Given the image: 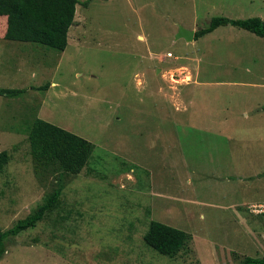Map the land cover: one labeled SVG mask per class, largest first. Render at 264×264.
Instances as JSON below:
<instances>
[{
	"label": "rangeland",
	"instance_id": "rangeland-1",
	"mask_svg": "<svg viewBox=\"0 0 264 264\" xmlns=\"http://www.w3.org/2000/svg\"><path fill=\"white\" fill-rule=\"evenodd\" d=\"M78 1L63 52L5 40L0 17V89L25 90L0 96V152L9 154L0 230L33 213L57 182L30 154L36 118L94 147L79 174L62 178L59 204L10 238L0 264L263 256L264 216L247 207L264 203V38L231 26L192 42L176 35L213 17L264 22V0ZM152 220L188 235L173 255L145 245Z\"/></svg>",
	"mask_w": 264,
	"mask_h": 264
},
{
	"label": "trees",
	"instance_id": "trees-1",
	"mask_svg": "<svg viewBox=\"0 0 264 264\" xmlns=\"http://www.w3.org/2000/svg\"><path fill=\"white\" fill-rule=\"evenodd\" d=\"M78 4V0H0V17L5 16L7 19L4 39L63 52L67 47L68 31L74 23ZM226 26L264 38V22L260 18L213 17L205 28L194 32L193 40L196 41L217 28ZM47 87L48 85L35 89L43 91ZM24 93L25 90L22 89H0V96L6 98H17ZM28 141L30 154L36 166L57 174V182L33 213L17 221L12 228L6 231L0 230V258L10 238L34 228L59 204L64 187L62 178L79 174L94 148L87 140L38 118L32 122L28 130ZM8 160V152H0V173ZM187 237L188 235L182 230L152 220L143 235V241L158 254L170 256L179 250ZM242 264H264V256L245 257Z\"/></svg>",
	"mask_w": 264,
	"mask_h": 264
},
{
	"label": "crops",
	"instance_id": "crops-1",
	"mask_svg": "<svg viewBox=\"0 0 264 264\" xmlns=\"http://www.w3.org/2000/svg\"><path fill=\"white\" fill-rule=\"evenodd\" d=\"M226 18H227V17H226ZM229 19H230V18H229ZM217 29H218V28H217ZM217 29H216V30H217ZM216 30H215V31H216ZM213 32H214V31H213ZM189 82H190V80H189L188 82H185V83H189ZM251 205H254V204H253V203H250L249 206H251ZM249 206H248V207H249ZM248 207H247V208H248ZM250 229H251V228H250ZM251 230H252V229H251ZM254 234H255V233H252L251 235H248V234H247V235L250 236V237H247V240H245V243H250L251 245L254 244V241L256 240ZM259 234L261 235V239H259V240H257V241H260V243H261V247H262V250L264 251V232H261V233H259ZM240 242H241V241H239V245L241 244ZM250 244H248V245H250ZM240 247H241L240 249H239V248H236V251H235V252H237L238 254H241L240 251L242 250L243 245H240ZM246 256H247V257H251L250 255H246ZM263 256H264V254H263ZM263 256H261V257H263ZM255 258H260V257H259V256H255Z\"/></svg>",
	"mask_w": 264,
	"mask_h": 264
},
{
	"label": "water",
	"instance_id": "water-1",
	"mask_svg": "<svg viewBox=\"0 0 264 264\" xmlns=\"http://www.w3.org/2000/svg\"><path fill=\"white\" fill-rule=\"evenodd\" d=\"M194 38V31L180 29L176 35V39H184L186 42H192Z\"/></svg>",
	"mask_w": 264,
	"mask_h": 264
},
{
	"label": "built area",
	"instance_id": "built-area-1",
	"mask_svg": "<svg viewBox=\"0 0 264 264\" xmlns=\"http://www.w3.org/2000/svg\"><path fill=\"white\" fill-rule=\"evenodd\" d=\"M248 210L251 214L255 216H264V203L263 204H254L248 207Z\"/></svg>",
	"mask_w": 264,
	"mask_h": 264
}]
</instances>
